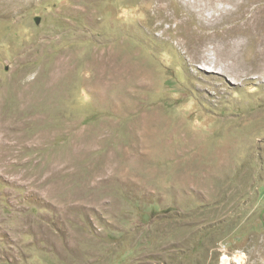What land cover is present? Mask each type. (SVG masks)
<instances>
[{
    "label": "rangeland",
    "instance_id": "1",
    "mask_svg": "<svg viewBox=\"0 0 264 264\" xmlns=\"http://www.w3.org/2000/svg\"><path fill=\"white\" fill-rule=\"evenodd\" d=\"M212 15L0 0V264H264V68Z\"/></svg>",
    "mask_w": 264,
    "mask_h": 264
},
{
    "label": "bare ground",
    "instance_id": "2",
    "mask_svg": "<svg viewBox=\"0 0 264 264\" xmlns=\"http://www.w3.org/2000/svg\"><path fill=\"white\" fill-rule=\"evenodd\" d=\"M210 1H211L213 15H215L216 18H219V21L221 22H226L230 16L236 14L235 19L237 21L240 20V22L235 25L233 24L234 31H238L240 36L243 37L244 39L245 37H248L249 42L254 44L256 48V52L251 57H249L248 61H246L245 63L243 62L242 70L237 74L236 80L240 81L241 83L244 78H247L249 75L253 73H257L259 72V70L264 68V0H210ZM228 21L230 22V20ZM255 27H257L258 30ZM158 28H160V30L163 31L161 24L158 26ZM259 33L261 34L262 37L260 36ZM241 37L239 38L240 40L237 39V43L234 46V49L235 52H240L242 55H244L243 54L244 40H242ZM206 44H207L206 42L201 41L199 44L197 45L195 44V46H199V48H202ZM182 46L186 47V44L182 43ZM192 48L194 52L196 48L195 47ZM192 48L190 52H192ZM194 56L196 55L194 54ZM123 72L124 71L122 70L121 65L117 64L115 73L117 80L119 82L121 80L122 75L124 74Z\"/></svg>",
    "mask_w": 264,
    "mask_h": 264
}]
</instances>
